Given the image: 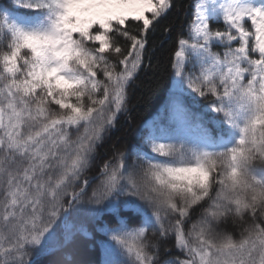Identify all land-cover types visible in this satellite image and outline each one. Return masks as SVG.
I'll use <instances>...</instances> for the list:
<instances>
[{
    "label": "snow or ice",
    "instance_id": "1",
    "mask_svg": "<svg viewBox=\"0 0 264 264\" xmlns=\"http://www.w3.org/2000/svg\"><path fill=\"white\" fill-rule=\"evenodd\" d=\"M177 24L163 112L113 139ZM97 233L101 264H264V0H0V264Z\"/></svg>",
    "mask_w": 264,
    "mask_h": 264
},
{
    "label": "trees",
    "instance_id": "2",
    "mask_svg": "<svg viewBox=\"0 0 264 264\" xmlns=\"http://www.w3.org/2000/svg\"><path fill=\"white\" fill-rule=\"evenodd\" d=\"M188 3L189 0H183ZM174 13L169 16L172 20ZM180 25H176L171 38H167L157 32L152 38L155 41V55L153 57V66L156 68L155 77L158 80V86H154L151 92L148 91L146 81L151 78L152 74L145 76L141 73L140 78L130 88V117L129 123L127 118L121 116L118 122V130L113 133V139L116 137H125L134 142V137L137 130L142 126L153 121L158 114L162 113L167 101L168 91L172 87L168 73L165 71V62L167 60L168 52L174 47V41L179 32ZM158 65V66H157ZM202 104L207 101H201ZM94 241H87L76 254V259L86 262V264H101L103 260V251L99 246L98 241L106 239L100 234H95ZM59 257H52L58 259Z\"/></svg>",
    "mask_w": 264,
    "mask_h": 264
}]
</instances>
